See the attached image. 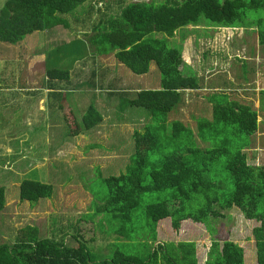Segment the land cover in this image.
Instances as JSON below:
<instances>
[{"label": "rangeland", "instance_id": "374dc122", "mask_svg": "<svg viewBox=\"0 0 264 264\" xmlns=\"http://www.w3.org/2000/svg\"><path fill=\"white\" fill-rule=\"evenodd\" d=\"M135 1L138 0H92L75 13L61 16L67 27L36 32L16 45L0 41L1 84H15V88L18 84H30V72L38 84H43L48 59L52 68L70 72L69 80L72 81L58 82L61 87L102 84L103 93L107 90L106 84L121 86L113 87L119 96L113 107L95 99L91 89L76 90L80 92V98L87 94L93 98L85 97L78 108L69 104L70 101L74 104V98L66 95L64 109L69 112L70 106L74 108L73 114L81 130L88 105L97 102L107 117L102 126L101 123L76 137L71 135L69 122L60 109L63 100H51L47 112L44 104H39L38 115H33L34 104L17 102V90L5 93L12 98L0 99V188L6 189L7 199L6 208L0 213V235L4 241L16 243L26 227L31 226L39 229L40 238L64 242L74 248L84 244L94 261L110 259L117 251L135 256L148 252L153 230L146 207L170 200L173 190L144 194L140 207L127 223L112 213L97 211L108 199L105 180L127 173L134 166V133L144 134L147 127L157 128L159 123L146 109L128 105L138 92L159 90L162 76L157 66L152 64L147 75H135L124 65V69L117 65L114 55L98 57V48L90 39L94 28L102 21L119 15L123 7ZM142 1L154 2L155 6L166 3V0ZM6 2L0 0V11ZM259 14L264 17V11ZM156 36L165 37L163 34ZM169 42L171 47L182 49L184 64L181 71L186 76L198 78L201 90L184 93L183 104L167 116L166 130L163 127L154 132L159 148L148 154L149 161L157 163L163 155L180 146L182 139L171 137L174 122L182 123L192 132L198 149H211L213 145L199 137V125L204 120L213 121V100L224 103L227 95L230 100L257 112L259 129L248 136L235 134L228 128L220 133L217 144L244 147L250 166H264V99L261 96L264 91V49L256 29H225L203 20L198 27L178 31ZM38 53L43 56L40 58ZM29 54L38 56L40 61L31 71L23 59ZM130 86L134 94L128 88ZM0 95L1 98L4 96ZM162 125L165 126L163 121ZM186 141H189L188 137L183 138V142ZM199 165L203 166L200 159ZM225 166L224 157L213 163L215 172L231 181ZM145 179L149 178L146 176ZM24 181L52 186V198L22 202L20 187ZM224 215L223 219L209 221L212 234L205 225L192 221L186 222L181 234H177L171 221L163 220L156 229L157 240L161 243L196 241L198 261L206 258L213 241L223 244L229 240L244 249L246 264H257L252 232L260 224L246 220L236 208L225 211Z\"/></svg>", "mask_w": 264, "mask_h": 264}, {"label": "trees", "instance_id": "16d2710c", "mask_svg": "<svg viewBox=\"0 0 264 264\" xmlns=\"http://www.w3.org/2000/svg\"><path fill=\"white\" fill-rule=\"evenodd\" d=\"M91 1L7 0L0 11V41L16 45L36 32L67 27L61 16L73 14ZM262 11L264 0H166L161 6L138 0L95 27L90 39L101 55L113 53L120 64L138 76L147 75L155 64L162 76L159 90L141 91L128 101L132 108L149 111L153 119L159 120L158 127H147L144 134L134 133V166L127 173L105 180L108 199L97 211L112 213L127 223L140 207L144 194L173 190L171 199L146 207L153 239L144 255L117 251L110 259L94 261L84 244L74 248L64 242L43 239L37 227L29 226L13 244L0 235V264H199L196 243L158 242V223L169 219L173 231L179 234L182 226L192 221L205 225L212 234L209 221L225 218L224 212L234 208L239 209L246 220L260 224L252 234L257 264H264V166H250L244 147L217 144L220 133L228 128L235 134L254 135L259 129L257 112L225 95L224 103L213 100V121L204 120L199 125V137L211 143V149H198L192 132L182 123L174 122L171 137L182 139L180 146L163 155L157 163L150 162L148 155L159 148L154 132L163 127L166 130L167 116L183 104L184 93L201 90L198 78L181 71L183 51L171 47L169 40L178 31L198 27L204 20L225 29H256L264 49V17L259 14ZM158 34L165 37L160 39ZM47 76L53 81H68L70 72L48 68ZM261 96L264 99V91ZM64 107L62 104L60 109L64 111L73 137L97 128L104 120L97 108L90 105L82 118L81 130L74 112H66ZM187 137L189 141L183 142ZM222 157L226 158L225 169L231 181L220 177L213 169V163ZM199 159L203 166L199 165ZM146 176L149 179L146 180ZM52 196V186L32 181L21 184L22 202H38ZM6 205V189L0 188V213ZM205 264H246L245 251L233 241L223 244L213 241Z\"/></svg>", "mask_w": 264, "mask_h": 264}, {"label": "crops", "instance_id": "0c3cea01", "mask_svg": "<svg viewBox=\"0 0 264 264\" xmlns=\"http://www.w3.org/2000/svg\"><path fill=\"white\" fill-rule=\"evenodd\" d=\"M97 52H99V51L97 50ZM31 53H32V51H31ZM97 54H99L98 57L99 56L103 57V56L114 55L113 53L109 54V55H100V53H97ZM38 55L40 58H41V56H43L42 54H39V53H38ZM39 57L38 56L31 57V54L26 55V57H23L24 62L27 64L28 68L30 69L29 71H31L32 68L36 69L37 65L40 64ZM114 57H115V55H114ZM116 63H117V65H119L120 67L123 68L122 64H120L119 62H116ZM48 68H52V67H51V63H49V61L47 59V61L45 63L46 81L43 80L42 81L43 84H38L36 81V78L34 79V77L31 75V72H30V76H29L31 78L30 84H18L17 88H15V84H1L0 83V94H4V96H2V98L0 95V99L4 100L5 97L6 98H12V96H9L5 93H12L11 92L12 89L17 90V93L19 92V94H17V96H18L17 102L19 101V102L24 103V104H27V103L34 104V107L31 111V114L38 115V105L39 104L42 105V103H43L45 108H46V112H47L49 109L48 105L51 104L50 103L51 100H55L56 98H58V100L59 99L63 100L60 102V104H62V103L64 104L65 101L67 102V96L66 95H68V94H69V96H71V99H72V97L74 98V100H73L74 104H72L71 101L69 102V104L72 106H76L77 108H78V104L80 103V101H84V99H86V98L87 99L88 98L93 99L91 97V95H89V94H87L88 95L87 97L85 96L86 98L85 97L80 98L81 94H80V92H76V90H79L82 88L93 90L94 91L93 95L95 96V99L98 98L101 103L106 102L107 107H113L114 100H116V98L119 97V96H117L118 93L113 91V89H114L113 87L114 86L121 87L120 84H106L107 90L103 91V93L101 92V90H102L101 85L102 84H66L65 88L61 87V84H57L59 81H53V80H50L48 78V76H47V69ZM25 71L27 73V70H25ZM36 73H37V71H36ZM11 75H12V73H11ZM70 81H72V80H68V82H70ZM128 88L130 90H132V92H133V88L131 86ZM134 93L135 92H133V94ZM76 95H77V97H76ZM102 99H105V101H103ZM95 104L97 107L95 106ZM95 104H91V105H94L97 108V110L103 116V119H104L103 122H105L107 117H106V115H103V113L100 110L102 106L99 105L97 102H95ZM72 106H70L71 110L73 112H75V110H74V108H72ZM88 108H89V105H88ZM35 120L37 121V118ZM102 125H103V123L100 126H102ZM10 136H12V134ZM181 231H180V234H181ZM182 235L184 236V234H182ZM179 242H192V241H182V240L175 241V243H179ZM193 242L196 243V241H193ZM197 249H198V247H197ZM209 250H208V253H209ZM208 253H207L206 258H204V260L198 261L199 264H205V262L208 259Z\"/></svg>", "mask_w": 264, "mask_h": 264}]
</instances>
